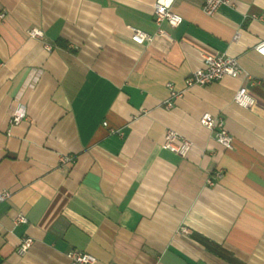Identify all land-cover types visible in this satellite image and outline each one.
I'll return each instance as SVG.
<instances>
[{"label":"crops","instance_id":"1","mask_svg":"<svg viewBox=\"0 0 264 264\" xmlns=\"http://www.w3.org/2000/svg\"><path fill=\"white\" fill-rule=\"evenodd\" d=\"M157 3L180 24L159 26ZM1 14L0 264H71L70 250L95 264H264V0L214 15L202 0H0ZM205 54L248 75L187 85ZM169 83L182 94L171 107ZM241 85L250 108L234 102ZM18 104L27 117L11 125ZM168 128L192 141L186 156L162 147Z\"/></svg>","mask_w":264,"mask_h":264},{"label":"built area","instance_id":"2","mask_svg":"<svg viewBox=\"0 0 264 264\" xmlns=\"http://www.w3.org/2000/svg\"><path fill=\"white\" fill-rule=\"evenodd\" d=\"M224 5H233V0H202V9L207 15H214ZM154 16L155 21L159 26L164 20H167L173 27L178 26L182 21V17L179 14L171 11L160 3H157L154 6ZM2 17L3 14L0 15V18ZM131 29V38L137 43L143 44L147 41H151L153 38L151 34L145 31L133 27H131ZM158 32L164 36L170 37L169 34L162 28H159ZM29 35L31 37L40 39L44 37V33L40 28H32L29 31ZM239 36L240 33H236L234 39L237 40ZM45 47L48 51L53 49V45L49 43H46ZM255 50L264 56V39L255 46ZM203 63V67L193 71L192 74L187 78V85L205 86L227 76L232 78H240L242 75H248L237 58L226 54H205L203 56ZM168 86L171 89V97L165 102V104L167 107H171L173 105V100L177 97H180L182 94L176 92L171 83H169ZM234 102L243 108H250L255 104L256 99L251 94L249 88L246 85H241L236 91ZM26 117L27 111L25 106L18 104L11 113L10 124H18ZM200 122L212 132L214 138L219 143H221L226 148L233 147V136L226 129L225 122L221 117L215 116L211 113H204L200 118ZM192 146V141L183 137L176 130L171 128L166 130L164 142L162 144L164 149L178 153L182 156H186L191 150ZM209 182L212 183V180H209ZM10 195L11 193L8 190L0 189V203L8 200ZM27 222V217L22 213H19L15 219L16 225L25 224ZM33 243V238L24 236L21 239L19 247L17 248L18 254L24 256L30 250ZM67 256L70 259L71 264H95L97 262V258L94 255L79 250H70L67 253Z\"/></svg>","mask_w":264,"mask_h":264}]
</instances>
